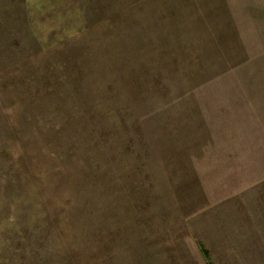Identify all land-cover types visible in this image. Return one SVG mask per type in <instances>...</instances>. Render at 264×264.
Masks as SVG:
<instances>
[{
  "label": "rangeland",
  "instance_id": "1",
  "mask_svg": "<svg viewBox=\"0 0 264 264\" xmlns=\"http://www.w3.org/2000/svg\"><path fill=\"white\" fill-rule=\"evenodd\" d=\"M0 264H264V0H0Z\"/></svg>",
  "mask_w": 264,
  "mask_h": 264
},
{
  "label": "trees",
  "instance_id": "2",
  "mask_svg": "<svg viewBox=\"0 0 264 264\" xmlns=\"http://www.w3.org/2000/svg\"><path fill=\"white\" fill-rule=\"evenodd\" d=\"M200 249L202 251L203 256L208 259L209 258V253H208V251L206 249H204V246L202 244H200Z\"/></svg>",
  "mask_w": 264,
  "mask_h": 264
}]
</instances>
